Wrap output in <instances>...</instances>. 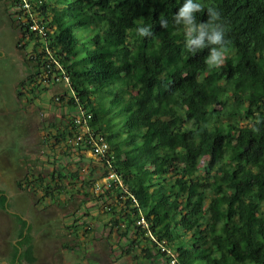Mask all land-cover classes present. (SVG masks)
Returning a JSON list of instances; mask_svg holds the SVG:
<instances>
[{
	"label": "trees",
	"instance_id": "16d2710c",
	"mask_svg": "<svg viewBox=\"0 0 264 264\" xmlns=\"http://www.w3.org/2000/svg\"><path fill=\"white\" fill-rule=\"evenodd\" d=\"M183 2L10 3L20 42L32 45L26 55L31 93L62 70L69 89L56 102L85 109L89 134L105 136L110 146V155L96 160L103 167L110 161L125 190L114 185L101 196L115 195L120 210H108L111 225L128 249L147 240L153 250L144 247L145 255L167 264L171 251L176 264H264V0H201L197 22H206L207 8L215 7L227 29L219 67L205 63L208 48L186 50L183 25L173 21ZM34 22L42 34L31 30ZM140 27L151 35L140 36ZM73 119L57 131L56 143L79 135ZM87 137L75 140L77 152L86 151ZM51 177L55 187L44 191L52 199L81 180L79 170H55ZM25 180L19 190L37 184ZM81 182L85 189L94 181ZM209 214L217 220L210 222ZM141 217L147 226L137 225ZM29 229L23 222L15 264L37 262Z\"/></svg>",
	"mask_w": 264,
	"mask_h": 264
},
{
	"label": "rangeland",
	"instance_id": "374dc122",
	"mask_svg": "<svg viewBox=\"0 0 264 264\" xmlns=\"http://www.w3.org/2000/svg\"><path fill=\"white\" fill-rule=\"evenodd\" d=\"M3 3L6 16L14 18L17 8L8 0ZM3 10L0 3V188L7 199L4 212L0 211V261L14 252L9 242L18 239L22 220H25L31 228L34 227L36 264H167L160 255H145L144 247L153 250L151 242L140 240V244L128 249L129 242L120 235L122 231L112 227L113 213L120 210L115 206V195L111 192V197H102L103 192H94L95 183L104 177L105 166L88 152L80 158L73 157L74 153L66 148L65 143H56L58 127L69 125L78 112V107L69 109L68 113L62 112L61 104L55 99L64 91L68 92L69 83L64 80L48 84L39 82V91L31 94L33 84L25 81L29 71H24L20 61L25 51L26 55L32 51V45L26 44V50H20L19 58L14 48L17 36L4 19ZM20 78L28 83L26 89L21 90L23 105L18 103L15 95ZM26 108L28 118L21 128L20 115ZM39 157L44 162L40 163ZM5 162L8 166L4 165ZM54 168L71 172L79 170L81 180L76 184L66 183V192L55 199L41 191L26 196V192L16 187L17 181L26 176H45ZM91 180L93 186L81 188V181ZM110 209L113 213L108 212ZM208 219L210 222L217 220L213 214H209ZM128 238L134 239L132 235ZM171 253L167 254L170 264H176Z\"/></svg>",
	"mask_w": 264,
	"mask_h": 264
},
{
	"label": "clouds",
	"instance_id": "9594fccd",
	"mask_svg": "<svg viewBox=\"0 0 264 264\" xmlns=\"http://www.w3.org/2000/svg\"><path fill=\"white\" fill-rule=\"evenodd\" d=\"M203 11L201 0H184L182 6L173 16L176 25H183L186 37V50L195 54L198 50L208 48L209 55L205 63L209 66L219 67L224 64L226 45V26L221 17V12L215 7L207 8L208 19L206 22H197L196 13ZM161 27H167V21L160 22ZM140 36H149L151 31L147 27L138 29ZM218 46V47H212Z\"/></svg>",
	"mask_w": 264,
	"mask_h": 264
},
{
	"label": "built area",
	"instance_id": "2783aa9c",
	"mask_svg": "<svg viewBox=\"0 0 264 264\" xmlns=\"http://www.w3.org/2000/svg\"><path fill=\"white\" fill-rule=\"evenodd\" d=\"M29 7L30 6L28 4L24 5L25 9H29ZM30 28L33 32H38L40 34L44 32V28L37 22H34ZM58 71L60 72L59 73L60 76L58 74H53L50 82L57 83L60 82V80L61 81L64 80L65 82L69 83L68 77L62 72V70L59 69ZM90 118L91 116L87 111H85V109H83L82 107H78V112L73 119V124L75 125V128L79 133V135L75 139H73L74 140L73 142L75 143V140L77 142H81L83 141V136L88 135L86 141V151L96 158H105L106 156L110 155V146L107 143L105 136L89 134ZM111 159L113 158L111 157ZM104 173H105L104 177L101 179V181H97L95 183L94 192L100 193L107 190H111L114 187V185L125 190L121 178L113 170L110 161L107 162ZM137 225L145 227L147 226V223L145 219L141 217Z\"/></svg>",
	"mask_w": 264,
	"mask_h": 264
},
{
	"label": "flooded vegetation",
	"instance_id": "af4514ba",
	"mask_svg": "<svg viewBox=\"0 0 264 264\" xmlns=\"http://www.w3.org/2000/svg\"><path fill=\"white\" fill-rule=\"evenodd\" d=\"M3 1H5V0H3ZM3 1H1L0 0V3L4 6V10L2 11V13H3V16H4V19L10 24V26H9V28L11 29V30H13L14 31V33L16 34V36H17V39L15 40V44H14V48H15V51L19 54V58H20V53L19 52H21L20 50H23V51H25L26 50V43L25 42H20V37H21V35L20 36H18V34L17 33H20L19 32V27H18V19H19V17L16 15V13L14 14V18L12 17V15H7L6 16V14L4 13V11H5V5H4V3H3ZM9 2H11V0H8ZM10 17V18H9ZM13 22H15V27L13 26ZM22 44H25V45H22ZM26 51H25V55L23 56V62L22 61H20L21 62V64L20 65H23V67H24V71L26 72V71H28V66H27V61H26ZM28 77V76H27ZM27 77H26V79H25V81L27 82H29V80H27ZM25 81L24 80H22L21 78L17 81V87H16V97H17V100L19 101L22 97H18V95H17V93L19 92V90L21 91L22 89H26V86L28 85V83L26 84L25 83ZM23 87V88H22ZM27 93V95H28V92H26ZM74 140H73V138H70L69 136L67 137L66 136V141H64L63 143H65V146H66V148H68V150L69 151H71V152H73L74 153V150H76L75 148H76V146H75V143L73 142ZM62 143V142H61ZM59 145V144H58ZM41 146H44V143H41ZM69 147H70V149H69ZM84 153H87V151H85V150H83V154ZM82 154V155H83ZM36 159V162L37 163H39V161H38V158L36 157L35 158ZM41 159H42V157H41ZM39 160H40V157H39ZM54 160V159H53ZM41 162L40 163H42V162H44V160H40ZM46 162V161H45ZM48 164H51V166H54L55 164H54V162L52 163V162H48ZM22 166V165H21ZM55 170H57V169H52V170H50L49 171V173H47V175H45V176H43V175H37V176H31L30 178L29 177H27L26 175V177L24 178V180L27 182L28 180H30V179H32L33 177H34V180H36L37 181V184H35L33 187H31V185L29 186V187H27L26 185H24L23 186V190H21V192H26V196H27V194L29 193V194H35L37 191H41V192H44V194H45V191H44V188H46V186L47 185H51V187L52 188H54L55 187V185L53 184L54 182H50L51 180H52V177H51V173H53ZM57 171H59V170H57ZM40 178H43L46 182L45 183H43V184H45V185H43L42 187H40V185L38 184V181L40 180ZM24 180H22V181H24ZM25 182V183H26ZM17 183H18V181H17ZM17 183H16V187H17ZM66 192V189L64 190V192L63 193H65ZM46 196V195H45ZM49 197V196H48ZM4 204H5V202H4ZM2 207H4L5 208V205H3ZM25 233V232H24ZM19 252H21V251H19Z\"/></svg>",
	"mask_w": 264,
	"mask_h": 264
},
{
	"label": "crops",
	"instance_id": "0c3cea01",
	"mask_svg": "<svg viewBox=\"0 0 264 264\" xmlns=\"http://www.w3.org/2000/svg\"><path fill=\"white\" fill-rule=\"evenodd\" d=\"M16 87H17V85H16ZM15 92H16V90H15ZM65 92V91H64ZM32 94V93H31ZM16 95V94H15ZM16 99H17V97H16ZM18 101V100H17ZM22 102V100L20 99L19 101H18V103H20V105H23V103H21ZM60 104V103H59ZM61 106H62V108H61V110H62V112L64 111L65 113H68V111H69V108H67L65 105H62L61 104ZM65 108V109H64ZM28 112H29V110L26 108L24 111H21V120H20V122H19V124H20V126L22 125V124H24V122H25V119H27L28 118ZM64 126L65 125H63V127H58V129L57 130H63L64 131ZM21 128H22V126H21ZM82 154H83V151H81V152H77V150H74V154H72V156L73 157H78V158H80L81 156H82ZM5 158V157H4ZM19 165H20V160H19ZM4 165H7L8 166V162H5V164ZM12 165H10V167H11ZM2 179V178H1ZM2 182H4V180L2 181ZM6 194L4 193V191H3V188H0V200L2 199V198H4L5 199V202H6V196H5ZM9 203V202H8ZM6 204V203H5ZM3 210V212H4V210H5V208L4 207H2L1 209H0V211H2ZM10 212V211H9ZM12 213H13V211H11ZM23 222H26V230L30 227V224H28L27 223V221H25V220H22V223ZM21 223V222H20ZM22 223H21V226H22ZM34 228V227H33ZM33 228H31L30 227V229H29V231H31V232H29V234H30V237L32 238V243H33V247H34V253L36 252L37 253V249H36V246H35V242H34V240H35V235H34V233L32 232V230H33ZM26 234V231H25V233H24V235ZM17 241V243H18V241H19V239H17V240H14V241H12V242H9V245H12V248H13V250L15 249V247H16V245H17V243L15 244V242ZM13 253L14 252H12V253H10V256H8V258H5V259H3L2 261H0V264H15L14 262H13ZM21 254V252H19V255ZM35 257L37 258V255H35ZM37 261H38V258H37ZM37 263V262H36ZM35 263V264H36Z\"/></svg>",
	"mask_w": 264,
	"mask_h": 264
}]
</instances>
